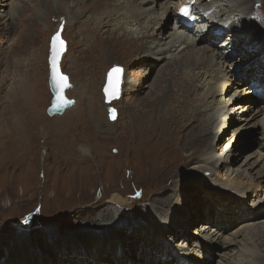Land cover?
<instances>
[{
  "label": "rangeland",
  "instance_id": "rangeland-1",
  "mask_svg": "<svg viewBox=\"0 0 264 264\" xmlns=\"http://www.w3.org/2000/svg\"><path fill=\"white\" fill-rule=\"evenodd\" d=\"M122 1L118 0V3ZM200 1V5L207 6V3H211L212 0ZM23 2L25 5L20 7L21 13L12 12L9 7L0 5V10L3 12L0 18V264H8L9 261H13L14 264H44L43 262H46L45 264H81V261L85 263L86 259L93 264H99L96 258H90L91 253L89 251L92 249L87 250L90 244H86V242L96 237H108L110 241L114 237V232L118 233L120 238L112 241L118 240L115 244L122 246L113 248L104 244L97 248L98 251H105L106 256L101 257L100 260L105 259L106 264H118L115 252L126 256L127 260L131 259L128 263L124 262L123 264H139V259L134 261L135 257H141L142 260L147 258L140 255L142 253L139 248L142 249L146 243H149L146 242L148 237H151L149 240H152L157 234L165 240V243L169 242L170 248L185 255L189 260L188 264H226V260L220 257V253L223 251L220 250L219 254H216L217 250H211L210 252L208 248L207 251L213 255L214 260L207 259L205 261L203 258L204 253L198 251V248L192 245L196 238L199 241L200 239L201 241L207 239L208 234L202 233L201 237L199 234L201 226L205 225L204 219L206 218L204 203H202V189H214L201 183H205L201 174L188 176V174L200 172L185 166V156L186 159L190 156L188 157L186 152L181 150V145L184 137H188V133L182 134L181 130H177L176 123L178 116H188L194 111L197 102L190 97V93L192 90L193 92L196 91V88L200 89L201 84L195 79H190L191 81L183 78L178 79L183 83L179 89L181 94L178 92L173 98L174 100L177 99L175 103L179 107V113L171 115L166 113L165 109L162 108V104H157L154 107L153 102L143 105L140 101L141 103H130L128 105L126 99L123 101L118 100L122 96V81L120 96L108 101L106 87L111 69L120 66L123 80L125 69H127L126 64L131 61L134 52L139 49L138 42L132 44L133 46H129L128 43H120L124 40L121 37L123 32L118 33L120 36L113 33V35H117V37H114L110 29L107 31L106 38L101 37L98 35V27L96 28L91 23L90 29L95 35L88 41H83L80 45V42L75 39V33H69L67 29L68 26L71 28V25H73L71 17L75 15L77 23L90 13L91 21L94 19H96L94 22L98 21V18L95 17V14L98 13L96 8L85 6L84 0L79 4L75 0H64L61 1L62 3L60 0H52V7L49 8V4H45L48 12L45 11V7L37 6L36 0H23ZM172 2H176V0H172ZM19 5L21 6V3ZM211 5L216 6L213 3ZM229 5H231L230 2L221 0L218 10L228 11ZM60 7H63V12H59L60 9L58 8ZM241 8L247 11L244 15L248 14L247 19L249 21L246 20L248 25L244 20L239 24L235 22L234 26L236 25L235 28L239 26L242 32L241 35L231 34L233 28L224 37L222 34L221 37L225 40L222 41L221 46L223 44L228 45V41H230V38L232 39V44L222 49L223 53L221 54L224 58L217 56V53H220L217 50L219 46L214 48L211 44L213 40H216L213 38L215 37L214 32L207 30L204 33V38L207 41L213 38L209 44L206 41L205 43L211 45L209 51L215 61H229L231 64L233 61L238 60L241 63L235 66L247 70V67H251L249 64L253 62L254 65L252 64V66L256 68L255 61L258 59L254 57L255 54L252 52L255 49L249 45L247 50L249 49V53L255 59L253 58V61L248 60L247 58L250 55L240 58L244 53L242 52L243 47H239V41H247L249 36L243 37L247 32L253 36L255 43L262 44L261 39L264 40V0H250V3L242 5ZM250 11L251 13H249ZM221 13L224 14V12ZM39 14H42L43 20L36 19ZM211 20L213 21V18ZM66 23L68 24L66 25ZM205 24L206 22H202L201 25ZM92 25L96 29L92 30ZM243 25H247L248 29L244 28L246 26ZM209 26H211V21ZM60 27L62 28L61 37L66 42V51L62 55L60 66L62 72L68 75L70 81V87L66 90V95L75 99V104L63 114L51 116L47 112L53 97L49 86V56L51 40ZM86 27V24H82L79 31ZM204 34L202 33L200 36ZM236 38L239 41H236ZM139 41L143 42L144 40L140 39ZM92 42H94L93 46L95 48H92ZM43 43L47 45L44 46V50L47 49V55L44 54L46 60L30 63L34 58V47ZM72 45H75L73 48L77 47L78 51L69 60L67 54ZM262 45L264 46V44ZM224 48L227 54L224 53ZM11 54H14V56L12 57ZM4 56L9 57L2 62ZM77 56L84 59L81 66H78ZM146 57L140 55L139 60L142 61ZM27 58L29 60L26 61ZM23 60L26 61L25 64L22 63ZM162 62L157 61L156 64H150L149 61H144L142 64L136 63V71L149 74L150 78H153L157 75V70L163 64ZM74 65L75 67H73ZM97 66H100L98 70L103 74V86L99 88L98 92L105 106L104 114H102L104 107L96 94L94 93L90 97L89 104L83 100L82 97L84 96L79 88L80 78L84 82H89L90 78L93 77V75H90V69L93 73ZM87 67L88 71H84ZM80 72L82 73L78 75ZM113 76L116 75L113 74ZM201 78L204 80V77L200 76V82L203 81ZM179 81L177 82L179 83ZM172 82L173 80H171V84ZM240 85L241 94L238 97L243 94V90H247L245 79ZM232 86L233 84L228 86V92L224 95L226 100L237 99V96L234 97L233 95ZM23 87L25 89H19ZM182 88L187 90L182 91ZM203 91L204 88L202 91H198L199 95L202 96ZM156 94H159L157 89ZM145 96L144 94L142 98ZM13 98L15 99L13 100ZM154 98L155 95H152L149 100ZM12 100L14 101V113L17 116L8 126L6 121L10 118L4 115L3 112L5 108L9 107ZM77 102L79 103L78 106ZM245 102L240 101V98H238L235 106ZM89 105L99 106V109L94 113L99 120L94 123L93 117L88 118L87 113L91 112L85 110ZM233 106L230 108V110L233 109L232 113L235 110H240L239 106H234L235 108ZM111 108L117 110L115 119L110 118ZM125 109L133 121V126L129 128L128 132L122 126L124 124L122 115ZM86 114L87 116H85ZM78 118L79 122L81 120L86 121L85 123L92 130H95V126L105 131L107 126L102 123L113 125V131L116 132H113L115 137L113 136L105 143L108 146L104 155L103 152L96 150V145H92L93 147L90 148L89 145L77 138ZM237 125H229L227 128H223L217 138H225V141L215 146L218 153L228 154L227 156L236 154L233 161L235 159H238V161L234 163V168H238V165L244 163L247 156H250V159L254 161L256 159L254 151L257 149L258 142L264 140L262 128L261 131L258 127L247 129L242 142L237 140V137L234 138L230 146L231 150L228 153V144L233 139L232 132H235L234 129ZM173 138H175L174 142ZM236 140L237 142L234 143ZM130 142L133 145H128ZM187 145L193 146V141H189ZM173 149H177L178 153L174 155ZM139 150H142L144 155H140ZM77 151L86 153L87 159L82 160L81 163L76 161L75 159L78 158L76 156ZM152 154L160 159L156 160V164L153 163ZM154 165H157L156 171L150 170L151 172L146 174L143 172ZM218 167H220L219 174L225 173L227 170V168L222 170L220 163ZM240 168L243 169V167ZM258 168L259 166L254 169L253 181L249 183L260 184L255 175ZM231 171L227 175L230 173L235 175L236 172ZM162 184L165 185L163 188L171 189L162 193L164 198L161 200V191L158 190L156 194L154 193L156 188L163 186ZM137 187H143L144 191L143 195L136 199L138 201H134L133 195L125 196L126 193L134 192ZM263 188L264 183L262 188L259 189L261 195L264 194ZM166 194L172 196L168 202L165 199ZM253 195L259 194L253 192ZM151 199H156L160 212L163 209L160 219L167 221L168 218H171L176 225L171 226L168 224L159 229L151 225L155 221L143 219V209L150 208L149 205H152ZM178 200H181L179 209L177 206L170 207L173 202ZM213 205L212 207H214ZM139 208L142 210H139ZM138 213L140 214L138 215ZM143 213L146 214V212ZM222 213L224 215V211ZM263 220L264 215L260 216L258 220H252L253 224L245 231L251 237L245 245L250 249H256L257 254L246 253V255L241 256L240 253L243 249L240 243L233 244L226 249L229 253L228 256L233 254L231 260L234 264H263L261 258L264 256V244L257 236L264 226ZM105 221L110 223L105 226ZM101 223L102 226H105L104 228L99 226ZM88 226L96 229L90 230ZM245 232L243 231V233ZM223 234L224 236L230 235L226 231ZM243 237L242 235L239 239ZM128 240H130L129 244ZM119 241L123 243H119ZM66 244L67 249L78 248L81 245L86 250H71V252L68 251L62 255L63 247H66ZM158 244V247H161V243ZM123 246L129 248L125 250ZM57 247L60 251L56 254ZM189 248L193 249L190 256L187 253ZM156 255L158 256V253ZM27 256L30 258V262L23 263L28 259ZM159 256H162L161 252H159ZM181 263L183 262L181 261ZM158 264L164 263L159 260ZM171 264L176 263L171 262Z\"/></svg>",
  "mask_w": 264,
  "mask_h": 264
},
{
  "label": "bare ground",
  "instance_id": "bare-ground-1",
  "mask_svg": "<svg viewBox=\"0 0 264 264\" xmlns=\"http://www.w3.org/2000/svg\"><path fill=\"white\" fill-rule=\"evenodd\" d=\"M61 1H64V0H60V2ZM81 1L83 0H75L77 4H79V2ZM84 1H85V6L87 5L88 7L96 8L98 13L95 14V17L98 18L97 19L98 21L94 22L96 19L91 21L90 13H88L84 18L79 20L77 23H76L77 20L75 21V18H76L75 15L71 17L73 25H71V28L68 26L67 29L69 33L70 32L75 33V39L80 42L79 43L80 45L82 44L83 41H88L91 37L95 35L90 29L91 23L96 28L98 27V35L101 37L106 38L105 36L107 35V31L108 29H110V32L112 35L113 33H117V35H119L118 34L119 32H123L121 33L123 34L121 37L124 40L120 41V43H128L129 46H133L132 44H134L135 42H138L139 44L138 51L134 52L131 61L128 64H126L127 69H125L124 78L122 80V88H123L122 96L118 100L123 101L124 99H126L128 102V105L130 103H139L140 101H142L143 105H148L149 102H153L154 107L157 104H160V105L162 104L163 106L162 108L165 109L166 113L171 115V114L177 113L179 110L178 109L179 107H177L175 103V100L177 99L174 100L173 98L180 91L179 90L180 86L183 85V83L179 81L178 79L179 78H183L184 80L195 79L197 82L201 84L200 89L196 88V91L193 92L192 90V92L190 93V97L194 99L195 102H197L194 111L188 116H178L177 118L178 121L176 123L177 130H181L182 134L188 133V137H184V140L182 139L183 143L181 145V150L186 152V155L188 157L190 156L188 159H186L187 157L185 156V159H184L185 166L191 167L194 171L200 172V173H191V174H188V176L192 174H196V175L201 174L204 177L203 181H205V183L204 182H201V183L204 184L205 186H209L214 189V190L202 189V196H203L202 203H204L203 207L205 208L204 213L206 215V218L204 219L205 225H202L200 230L199 229L198 230H199L200 237L202 233L208 234V236H206L207 239L205 241H201L200 239L199 241V239L196 238L194 242L192 243V245L196 246L198 248V251L204 253L203 258L205 261L207 259L214 260L213 255H211L210 253L211 250H217L216 254H219L220 250L223 251L222 253H220V257L224 258L223 260H226V264H234L233 261L231 260V256L233 254H231V256H228L227 254L229 253H227L226 251V249H228L233 244L240 243V246L243 249L242 253H240L241 256L246 255V253L257 254L258 251L256 249H250L245 245V243H247V241L251 239V237H249L245 231L246 229L248 230L250 226L253 224L251 222L252 220H258L260 216L264 215V194L261 195V192L259 191V189L262 188V184L264 183V140H260L258 142L257 149L254 151L256 159L252 161L250 159V156H247L245 158L244 163H242L241 165H238V168H234V163L238 161V159H235L233 161L236 154L234 155L229 154V156H227L228 154L226 155L224 153H218L215 146L225 141L224 140L225 138L223 139L222 137H220L219 139L217 138V136L220 134V131L223 128L225 129L229 125L238 124L234 129L235 132L234 131L232 132L233 139L230 140L228 144V153L231 150L230 146L232 142L234 141V138L237 137V140H240L242 142L246 135L245 133L247 132V129L258 127L260 128V131H261V128H262V133L264 136V102H262L263 103L262 105H257L255 103L256 101H258V98L254 95H251L250 93L251 87H248L247 90L246 89L243 90V94L240 97H238L241 94L240 84L242 81H244V74H247L250 68H251L250 72H253L254 70H256L258 72V76L261 77L264 81V74H263L264 72H262L264 71V46L262 45L264 44V40L261 39L262 44L259 45L254 42L253 36H251L250 33H247L245 31L246 33L244 34L243 37L246 38L247 36H249V38L247 39V42H244L243 40H240V41L237 40L240 43L239 47H243L242 52L244 54L240 58L245 57V55H250L247 58L248 60H252L254 57H257L258 60L256 61L254 60L256 62V68H253L252 66V64L254 65V62H253L249 64V66L251 67H247V70L244 68H239V70H237V66L235 65L241 62H239L238 60L233 61V63L231 64L229 63V61L217 62L215 61L214 57H212L209 51L211 47V45H208L209 42L213 40V38L219 39L221 36L219 35L215 36L212 39L207 41L206 38H204L205 34L202 36L195 35V33L187 32V30L184 29L183 24L181 22H178L177 24L175 23L176 6H177L176 4L178 2L179 3L182 2L183 0H176V2H172V0H159V1L158 0H123L120 3H118V0H84ZM220 1L221 0L211 1V3L216 5L215 6L216 10L210 14V16L213 18L212 27L214 28L215 26L221 25L222 22H229L231 23V27L233 28L231 34L235 33V34L241 35L242 32L240 31L239 26L238 28H235L236 25L234 26V24L236 23L239 24L243 20L247 24V21H249L247 19L248 14L244 15L247 12L245 10L247 7H243L245 9L242 10L241 6L250 3V0H226L227 2L231 3V5H229L228 11H220V9L218 10L220 6ZM36 2H37V6L40 5L43 8L45 7L44 8L45 11L47 9L45 4L48 3L49 8L52 7L51 5H53L52 0H36ZM19 3H21V6L19 5ZM199 3H201L200 0H199ZM211 3H207V6L205 7L202 4L200 7H197V9L199 10V12L202 8L209 10L214 7L213 5H211ZM0 5L9 7V9L12 10V12L21 13L20 7L24 6L25 3L23 2V0H0ZM62 8L63 7L58 8L60 9L59 12L64 11V10L62 11ZM221 12H224V14ZM249 13H251V11ZM2 15H3V12H1L0 10V18L2 17ZM36 19L43 20L42 14L37 15ZM63 19L65 20V18ZM172 20L174 21L173 23H172ZM67 24L68 23H66V25ZM82 24H86L87 27L79 31ZM93 25H92V30L96 29ZM247 25H243V26H246L244 28L248 29ZM244 28H243V31H244ZM59 35L61 38L60 33ZM117 35L115 34L113 36L117 37ZM140 39L144 41L140 42L139 41ZM205 41L208 42V44H206ZM93 43L94 42H92V48H95L93 46ZM248 45L253 47V49H255V50H252V52L255 54L254 57H252L251 56L252 54L249 53L248 51L249 49L247 50ZM44 46H47V45H44L43 43L41 45H37L34 47L35 48V51L33 52L34 58L30 61V63H36L39 60H46V56H44V54L47 55V49L44 50ZM73 46L75 45L71 46V49L69 53L67 54L69 60L78 51L77 47L73 48ZM140 55L147 56V57L145 59L143 58L144 60L140 61L139 60ZM218 55L220 57H223L221 53H217V56ZM6 56L3 57L2 62L4 60L6 61L7 58L9 57V56L8 57ZM13 56L14 54L12 55V57ZM28 57H29V52H28ZM76 58H77L78 66H81L82 63L84 62L83 57L77 56ZM27 60L29 59L27 58L26 61ZM26 61L23 60L22 63L25 64ZM144 61H149L150 64H153V63L156 64L157 61H163L162 62L163 64H161L160 67L158 68L157 75L154 76L153 78H150L149 74H143L141 72L136 71L135 64L136 63L142 64ZM73 67H75V65ZM99 67L100 66H97V68H95L93 73H91V69H90V75H93V77L90 78L89 82H84L80 78L79 88L81 89V92L84 96L82 97L83 100L86 101L87 103H89L88 101L90 100V97H92L94 93L100 99L98 90L99 88H102L103 86L102 85L103 74L101 73V71L98 70ZM84 71H88V67ZM81 73L82 72H80L78 75H80ZM127 75H129L128 78H127ZM200 76L204 77V80L203 78H201L204 82L203 81L200 82L201 81ZM171 80H173L172 84H171ZM177 81H179V83ZM78 82L79 81L77 80V83ZM155 83L156 85L154 86ZM127 84H130V85H127ZM231 84H233L232 86V91L234 92L233 95L234 97L237 96V99L235 98L234 100H230V99L226 100L224 98V95L228 92V86ZM149 87L151 88L148 90L147 88ZM203 88H204V91L201 93L203 94L201 96L199 95L198 91H202ZM19 89H25V88L23 87ZM156 89L159 91L158 95L156 94ZM184 90H187V89H183L182 91ZM179 93L181 94V92ZM144 94L146 96L142 98ZM152 95H155V98L152 100H149L151 99ZM238 98H240V101L242 102L246 101V102L240 103L241 105L235 106L236 100L238 101ZM14 99L15 98H13V100ZM13 100L11 103H9V107L5 108L3 112L4 115L10 118L6 121V124L8 126H10L9 124L11 123V121H13V119L17 116L14 113V105H13L14 101ZM100 101H101L102 106L104 107V111L102 113L104 114L105 106L101 99ZM78 105L79 103L77 102V106ZM233 105L235 107L239 106L238 108L240 110L238 111L235 110L232 113L233 109L230 110V108H232L231 106ZM234 106L233 108H235ZM97 109H99V106L97 105H94V106L89 105L85 109L86 111L89 110L91 112L87 114H88L89 119L91 117L94 118L93 123L99 120V118L96 115H94ZM146 113L147 112L145 111V116H146ZM87 114L85 116H87ZM122 119H123L122 122H124L122 126L124 127L125 131L128 132L129 128L133 126L132 124L133 121H132V117L128 114L126 109L123 111ZM77 122H79V118L77 119ZM85 122L86 121L81 120L78 123V128L76 129L77 138L80 141H83L84 143L89 145L90 148L93 147L92 145L94 146L96 145L97 146L96 150H98V152H101V153L103 152V155H104V152L106 151L107 146H108V145H105V143L109 141L110 139H112L113 136L115 137L114 133L116 132L113 131V125L102 123L107 126V129L105 131H102V129L97 128L95 126H94L95 130H92V128H90V126L87 125ZM237 140L234 143H236ZM174 141H175V138H173V142ZM189 141H193V146L187 145ZM128 145H133V144L130 142V144ZM202 150H205V151H202ZM139 151H140V155H144V152L142 150H139ZM173 152L175 155L178 153V150L173 149ZM153 154H152V157L154 159L153 163L156 164V160H160V159L158 157L153 156ZM85 155L86 153L82 151L80 152L77 151L76 156H78V158H76L75 160L80 161L81 163L82 160L87 159L86 158L87 156ZM193 163H197V164H193ZM219 163L222 167V170L227 168L225 173L219 174L220 173L219 172L220 167H218ZM258 166L259 168L256 170L255 175L257 176V180L260 181V184L254 185L249 182L253 181V171ZM156 167L157 165H154L145 170L143 169L144 170L143 172L146 174V173L151 172L150 170L156 171ZM240 167H243V169H241ZM230 171L236 172L235 175H232L231 173L227 175V173ZM187 182L189 181L187 180ZM164 186L165 185H163L162 187L159 186L158 188H156V192L154 193L156 194L157 191L160 190L161 200L162 198H164L162 193L171 189V188L169 189L163 188ZM262 191H264V188ZM253 192L258 193L259 195H253ZM143 193H144L143 187H137L135 188L134 192L126 193L125 196L133 195V198L135 199L134 201H138L136 199H139V197L143 195ZM166 197L165 199L167 202L172 198V196H168V194H166ZM180 201L181 200H178L177 202H173V204L170 207L177 206L179 209ZM151 202H152V205L148 204L150 208L148 207V209H143V212H146V214L141 211L143 219L146 218V219H149L150 221L151 220L155 221L151 225H154L155 227H158L159 229H161L162 226L165 227L168 224H170L171 226L176 225L175 223H173V219L171 218L167 219V221L169 222H167L166 220H161L160 215L161 213H163L162 212L163 209L161 210V212L158 210L156 199L155 200L151 199ZM162 205L164 206L163 203ZM212 205L214 207H212ZM139 210H142V209L139 208ZM222 211H224V215ZM139 214L140 213H138V215ZM138 218H135V219H138ZM262 222H264V220ZM109 223H110L109 221H105V226ZM99 226H101V228L105 227V226H102V223L99 224ZM88 228L90 230L96 229L94 227H89V226ZM141 229L143 230L142 227ZM224 231H226L230 235L224 236L223 234ZM243 231L245 233H243ZM242 235L244 237L242 239H239ZM257 236L259 237L261 242L264 244V226L262 227V231ZM116 238H120V235L114 232L113 239H116ZM149 238L151 237H148V239L146 240V242H149V243H146L145 247H143L142 249L139 248V250H141V253H142L140 255L147 257V258L142 260L141 257H138V258L135 257L134 261H136V259H139V262H140L139 264H158L159 260H162L164 264H171V262L179 264V262L181 261L185 263V261L188 260V258L183 254H180L181 257L180 256L178 257L179 262L175 260H164L161 256H159V252H161L163 256L166 250H168V248L170 247L169 242L165 243V240L161 239L158 234L157 236L153 237L154 239L152 240L151 239L149 240ZM112 240L109 241L108 237H96V238L89 239L86 242V244H90V247L87 250L89 251L92 249L91 251H89L91 253V255L89 256H92V258H96V261L99 264H102L101 262L102 260H100V258L106 256V254L104 253L105 251H102V252L98 251L97 249L98 247H101L104 244L110 245L113 248L122 246L119 244L118 245L115 244L118 240L116 241L115 240L112 241ZM157 241L161 242V247H158L159 245L158 243L155 245ZM127 242L129 244L130 240H128ZM119 243H123V242L119 241ZM153 247L157 250H155ZM123 248H125L126 250L129 247L123 246ZM208 248L210 252L207 251ZM58 249L59 248L57 247L56 254L60 251ZM79 249H85V248L80 245L78 248L72 247L70 249H67V244H66V247H63L62 255L66 254V252L68 251L71 252V250H79ZM187 250H188L187 253L190 256L191 251L193 249L189 248ZM94 251L96 252L94 253ZM157 253H158V256L156 255ZM115 254H116L115 256L116 262L118 261L121 262L122 261L121 254L119 252L118 253L115 252ZM29 259L30 258L22 262L29 263L30 262ZM261 259L264 264V256ZM85 261H86L85 263L84 261H81V264H93L90 262V260L86 259ZM128 261L129 260L127 259L124 260L125 263H128ZM43 263L45 264L46 262H43ZM8 264H14V263L13 261H9ZM236 264H241V263H236Z\"/></svg>",
  "mask_w": 264,
  "mask_h": 264
},
{
  "label": "water",
  "instance_id": "water-1",
  "mask_svg": "<svg viewBox=\"0 0 264 264\" xmlns=\"http://www.w3.org/2000/svg\"><path fill=\"white\" fill-rule=\"evenodd\" d=\"M56 35L57 34H55L54 37ZM52 41H53V38H52ZM52 41H51V49H50V56H49V64H50L49 86H50L51 92L53 94V97L51 99L50 105L47 108V112L51 116L56 115V114H63L69 107H71L75 104V99L69 98L66 95V90L70 87V81H69L68 75H66L65 73L62 72L61 66H60V61H61L62 55L66 50L65 41H64L63 49H61L59 44H57V55H56L57 72L60 75L66 76L68 78V80H67L68 86L63 87L62 90L59 87L58 81L54 80V78H53V55H54V53H53V48H52ZM115 68H120V67H115ZM112 70H111V72H112ZM121 80L122 79H121V73H120L119 84H118V88H117L116 87V76H113V83L111 86H110L109 79H108V85L106 87V94L108 96V100L119 97V95L121 93V90H120ZM68 101H70L71 103H68ZM113 110H115V111H113ZM116 116H117V111L115 108H112L111 112H110V117L112 119H115Z\"/></svg>",
  "mask_w": 264,
  "mask_h": 264
},
{
  "label": "snow or ice",
  "instance_id": "snow-or-ice-1",
  "mask_svg": "<svg viewBox=\"0 0 264 264\" xmlns=\"http://www.w3.org/2000/svg\"><path fill=\"white\" fill-rule=\"evenodd\" d=\"M57 44H59L60 48L63 49V47H64V41L60 38L59 33H57V35L55 37H53V41H52V48H53V53H54V55H53V78H54V80H57L58 81L59 87L62 90L63 87L68 86L67 85L68 78L66 76L60 75L57 72V69H56ZM121 72H122V69H120V68H114L112 70V72L109 73V83H110V86L113 83V74H115L116 75V87L118 88L119 75H120ZM68 103H71V102L68 101ZM113 111H115V110H113Z\"/></svg>",
  "mask_w": 264,
  "mask_h": 264
}]
</instances>
